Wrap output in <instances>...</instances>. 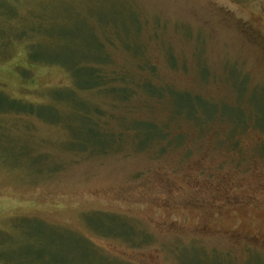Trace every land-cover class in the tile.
I'll use <instances>...</instances> for the list:
<instances>
[{
    "label": "rangeland",
    "instance_id": "374dc122",
    "mask_svg": "<svg viewBox=\"0 0 264 264\" xmlns=\"http://www.w3.org/2000/svg\"><path fill=\"white\" fill-rule=\"evenodd\" d=\"M14 2L46 29L0 58V92L60 119L0 106V264H264V0ZM100 43L172 98L80 90ZM175 110L181 142H149Z\"/></svg>",
    "mask_w": 264,
    "mask_h": 264
},
{
    "label": "trees",
    "instance_id": "16d2710c",
    "mask_svg": "<svg viewBox=\"0 0 264 264\" xmlns=\"http://www.w3.org/2000/svg\"><path fill=\"white\" fill-rule=\"evenodd\" d=\"M38 16H31L29 15L28 17H21L20 13L17 11L16 9V3L14 2V0H0V58L2 57V59L7 58V54L11 53V47L12 44H20V46H22L24 44L25 41H28L32 36H42L41 33L44 34V30L46 28H44V24L43 23H37V21L40 19V17ZM50 25V23L47 24V26ZM46 26V27H47ZM48 37V36H47ZM48 39H50V42L52 41V37H48ZM48 42V43H50ZM48 44L45 41L44 42H36V43H32L30 48L26 51L25 56H29V57H37L34 52H35V47L37 44ZM101 44V43H100ZM102 46V52H100L98 54V58L95 59L94 62H92L93 68L91 69V75L90 78L92 80V84L90 85H86L83 86L82 88H80V90H84V89H89V88H94V87H98V89H101L102 92L104 93H108L111 94L114 97H118L121 98L123 100L135 95L138 93V91H144L145 95H147V99L150 100L152 98L154 99H161V98H167L170 100V98H172V95L170 94V98L168 96L165 95V91L164 93L162 92H157L155 90L152 89L153 86H156V82H153L150 79H145V80H140V81H135L136 84L134 86V89H132V87H128L125 86V82H127V75L122 73L119 75H115L113 73H111L109 70H107L104 66L109 62L108 59V53L105 51L104 49V45L101 44ZM27 54V55H26ZM135 55H138V51H135ZM143 62V66L142 64L138 65L137 67V72H136V79H137V75L140 73V71L143 72H148L149 74H155V67L153 64L148 63L147 61H142ZM115 80H119L121 82H124V85L122 86H117L114 81ZM165 88L168 87L164 86ZM59 90H64L66 93H68L71 97L74 94L73 92H75L74 90L71 89H67V88H61ZM76 93V92H75ZM182 94L184 95H188L187 92H182ZM54 96V95H53ZM74 97L76 95H73ZM0 97H1V103L0 106H5L7 105L6 108H3L2 110H15V111H21L23 113H36L38 116L44 118V119H48L44 117V113H42V111L40 109H42L43 107H41V103L40 104H34L32 102H26L24 100H20V99H16V98H9L7 95H4L3 93L0 92ZM73 97V98H74ZM68 98L65 99H55L53 97L54 101H60V100H67ZM81 102H83L85 104L84 100H80ZM5 102V103H3ZM69 102V101H68ZM87 103V102H86ZM2 104V105H1ZM88 104V103H87ZM11 105V107H10ZM45 106V105H44ZM151 107V104H147V107ZM1 108V107H0ZM90 109H92L90 107ZM96 107H94V109H92V111H96ZM93 111V113H95ZM99 112V109H98ZM173 113L175 114L172 115V111H171V119L167 120V123H164L165 125V129L160 131L159 133L154 134L153 136H151L148 140L149 142L153 141V140H158V139H165L166 140V145H164L167 148V145L169 144H178L181 142V139H178L179 137H175V138H171L170 137V129L171 127L169 124V120H172L174 118H177L178 116H181L182 113L180 111H173ZM86 116H84L85 120L90 123L92 126L94 125L93 123L95 122L92 117V115L90 114V112L85 113ZM188 118H191L195 121H197L198 123H206L201 120H198L196 118V113L195 116L194 115H187ZM93 118V119H92ZM60 118H55V119H48L52 122H56L59 121ZM155 122V121H154ZM154 122L152 119H138L137 121H134V127H132V129L134 130V139L135 141L139 138L138 132H137V128L142 125V126H147L149 125L150 127L154 126ZM99 123H98V129L101 128L99 127ZM110 133V132H109ZM103 134L98 132V136H102ZM104 135H106V132H104ZM108 136H110V134H107ZM112 135L114 137H116L117 139L120 138V134H113ZM179 140V141H178ZM148 142V143H149ZM164 146L161 148L162 150H164Z\"/></svg>",
    "mask_w": 264,
    "mask_h": 264
}]
</instances>
